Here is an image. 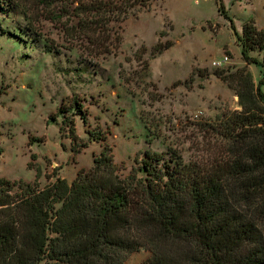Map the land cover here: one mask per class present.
<instances>
[{
    "label": "rangeland",
    "instance_id": "374dc122",
    "mask_svg": "<svg viewBox=\"0 0 264 264\" xmlns=\"http://www.w3.org/2000/svg\"><path fill=\"white\" fill-rule=\"evenodd\" d=\"M221 2L223 15L215 0H152L149 8L134 4L125 15L97 18L80 12L77 0H0V177L32 182L38 170L39 188L56 176L69 183L102 149L86 128L104 134L122 176L148 149L200 164L232 157L229 141L203 124L240 110L216 70L245 67L254 83L260 77L258 65L241 59L234 31L250 21L264 27V0ZM167 40L172 45L151 57ZM69 119L87 142L78 153L70 149ZM149 255L140 248L124 264Z\"/></svg>",
    "mask_w": 264,
    "mask_h": 264
},
{
    "label": "trees",
    "instance_id": "16d2710c",
    "mask_svg": "<svg viewBox=\"0 0 264 264\" xmlns=\"http://www.w3.org/2000/svg\"><path fill=\"white\" fill-rule=\"evenodd\" d=\"M77 1L80 12L101 18L125 15L134 4L149 8L152 0H120L121 9L113 0ZM215 3L223 15L221 0ZM234 34L241 59L258 65L260 77L254 83L245 67L216 70L240 110L203 124L229 141L232 157L200 164L148 149L122 176L104 134L86 128L102 149L69 183L56 176L39 188L38 170L32 182L0 177V264H124L140 248L150 253L142 264H264V27L250 21ZM171 45L158 41L150 56ZM256 50L260 59L250 55ZM70 104L85 125L78 99ZM68 122L78 153L87 142Z\"/></svg>",
    "mask_w": 264,
    "mask_h": 264
},
{
    "label": "built area",
    "instance_id": "2783aa9c",
    "mask_svg": "<svg viewBox=\"0 0 264 264\" xmlns=\"http://www.w3.org/2000/svg\"><path fill=\"white\" fill-rule=\"evenodd\" d=\"M227 59H228L227 56L224 55L221 59H219V60H213L211 63H212V65L218 66V65H221Z\"/></svg>",
    "mask_w": 264,
    "mask_h": 264
}]
</instances>
